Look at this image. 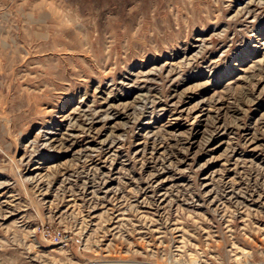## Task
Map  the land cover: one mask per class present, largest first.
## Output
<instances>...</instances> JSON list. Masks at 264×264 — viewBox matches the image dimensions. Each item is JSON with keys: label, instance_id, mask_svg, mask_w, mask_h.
I'll return each mask as SVG.
<instances>
[{"label": "rangeland", "instance_id": "374dc122", "mask_svg": "<svg viewBox=\"0 0 264 264\" xmlns=\"http://www.w3.org/2000/svg\"><path fill=\"white\" fill-rule=\"evenodd\" d=\"M146 263L264 264V0H0V264Z\"/></svg>", "mask_w": 264, "mask_h": 264}, {"label": "bare ground", "instance_id": "6f19581e", "mask_svg": "<svg viewBox=\"0 0 264 264\" xmlns=\"http://www.w3.org/2000/svg\"><path fill=\"white\" fill-rule=\"evenodd\" d=\"M145 263V262H144ZM150 263V262H149ZM147 264V263H146ZM157 264H162V263H157Z\"/></svg>", "mask_w": 264, "mask_h": 264}]
</instances>
